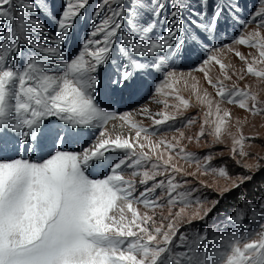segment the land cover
<instances>
[{"label": "snow or ice", "instance_id": "6c2138e0", "mask_svg": "<svg viewBox=\"0 0 264 264\" xmlns=\"http://www.w3.org/2000/svg\"><path fill=\"white\" fill-rule=\"evenodd\" d=\"M13 2L0 0V19L13 25L0 39V153L9 144L18 149L16 156L0 155V264H264V222L259 223V231L241 234L236 230L215 237L217 243L211 250L206 243L200 250L201 243L207 240L206 229L192 241H187L179 230L183 222L206 217L226 193L251 181L253 175L237 174L233 178L226 166L212 167L214 154L198 156L187 152L180 141L191 142L193 137H185L179 129H176L179 136L172 137L171 141L150 139L158 134L157 126L182 115L180 106L189 107V101L178 95L175 85L183 77V73L176 71V62L191 51L210 53L195 70L202 72L207 83L217 89L220 102L237 104L253 115L264 113V102L258 101L256 94L236 85L229 88L223 83L231 79L229 65L215 53L221 48L234 49L229 45L209 48L216 39L217 21L225 11L234 14L238 5L217 4L209 17L208 0H200L203 10L194 14L207 18V22L201 19L187 24L183 12L189 5L185 0L147 3L131 0L127 7L124 0H100L93 13L92 30L80 50L65 58L62 46L75 18L81 15L89 0H65L61 13L54 18V35L49 34L39 18L40 13L48 10L47 0L38 3L16 0L18 20ZM146 13L151 19L145 18ZM125 22L128 31L122 29ZM250 22H255L258 28L264 27V0L243 27ZM37 33L44 43L37 38ZM118 34V55L123 63L105 84L108 94L131 96L141 87L137 78L151 75L155 94L164 97L175 94L179 101L178 105H169L167 99L155 100L153 96L156 103L164 105L163 111L153 115L146 107L138 109L139 114L152 120V128L136 122L131 111L117 113L97 102L99 72L109 63H116L113 46ZM22 41L35 51L21 53ZM233 43L258 51V58L253 56L251 62L239 51L235 55L246 62L248 74L264 79V68L255 66L264 64V36L259 31L247 36L241 33ZM211 63L219 66L223 80L212 79L206 68ZM197 100L206 104L208 111L196 141L207 134L213 144L222 142L231 113L222 110L220 102H216L215 118L209 120L213 116V101L207 92L203 97L197 94ZM169 107L176 111L170 113ZM117 118L122 126L134 130V138L121 134L113 138L108 134L105 126ZM194 122V118H188L183 126ZM205 126H208L207 132ZM89 134L93 142L81 146L80 150L65 147ZM246 139L249 138L243 135L238 139L233 137V158L248 155L244 151ZM25 150L29 154L36 152L37 159L25 157ZM109 152H120L122 156L110 159L106 155ZM177 158L194 163L196 171L185 173ZM260 159L264 158L258 157L255 163L241 166L250 173L253 169L259 171ZM97 169L103 170L101 178L89 174L90 170ZM128 170L132 177H141L139 188L134 179L125 178L124 172ZM208 173L229 181L227 186L213 188L220 197L215 200L201 199L195 195L197 189L186 187L187 180L177 179L180 174ZM199 182L204 187H213L203 180ZM246 203L252 207L255 218L256 204ZM137 205H143L146 211L141 213ZM193 205L195 208L189 216L186 210ZM165 206L168 214H161V221L157 223L155 210ZM177 206L178 210L173 212ZM259 210L264 211V199L259 202ZM241 218L239 208L236 215L229 217L237 223ZM174 240L177 241L175 248L182 251L173 250Z\"/></svg>", "mask_w": 264, "mask_h": 264}, {"label": "rangeland", "instance_id": "374dc122", "mask_svg": "<svg viewBox=\"0 0 264 264\" xmlns=\"http://www.w3.org/2000/svg\"><path fill=\"white\" fill-rule=\"evenodd\" d=\"M33 2L38 3L39 0H33ZM130 2L131 0H124L125 7H127ZM145 2H150V0H145ZM185 2L189 5V7L183 12V18L187 24H190L193 20L199 21L201 19H203L204 22H207V18H201L194 14L203 10L201 8L200 0H185ZM229 2L237 4L238 8L234 14L225 11L222 17L217 21L216 39L211 42L209 48H211L213 45H215L217 48H220L221 45H229L232 49H234V51H228L227 48H221L219 52L215 53L225 64L229 65L228 75L231 77V79L223 80V75L219 69V66L215 65L214 63L207 65L206 68L210 70V75L214 81L219 77L223 80V83L227 87L231 88L232 85H236L240 89H246L247 91L256 94L258 101L264 102V79L248 74L246 62L241 61L239 57L235 55V51H239L246 56L248 62H251L253 56L258 58V51L249 46L233 43V41L241 33L247 36L250 33L259 31L260 34L264 36V27L258 28L255 22L248 23L246 28L243 27L250 14L254 13L260 8L261 0H208L207 11L209 17L211 16L213 7L215 5H226ZM99 3L100 0H89L88 5L82 10L81 15L75 18L73 26L68 33V37L62 46V51L65 58L72 57L80 50L82 42L87 38V34L92 30L93 13L95 12ZM47 4L48 10L44 13H40L39 18L47 26L49 34L54 35L56 27L54 18L58 17L61 13L65 4V0H47ZM13 8L16 10L18 20L19 9L16 0L13 2ZM145 18L151 19L150 15L147 13L145 14ZM237 20L239 22H237ZM96 22H99V17L96 18ZM12 27L13 25L10 21L6 19H0V39H2L4 33ZM192 27L195 26L192 25ZM122 29L124 31H128L126 22L122 25ZM36 35L37 38L40 39V42L44 43L42 36H40L39 33ZM116 40L117 43L113 46V60H115L116 63H109L108 65L102 67L99 72L101 80L98 86L99 95L97 97V102L106 109L110 111H116L117 113L131 111L133 119H136L135 121L138 123L141 122L140 124L144 125V127L152 128V120L150 118L148 119L147 116L145 117L144 115L139 114L137 110L146 107L148 108L149 112L151 111V114L155 115V113L164 110V105L162 103H156V99H167L169 105H178L179 101L176 98H172V96L164 97L163 95L155 94L151 75L137 78L141 84V87L131 96L127 93L109 95L105 89V84L107 83L109 77L116 74L117 68L121 63H123V59L118 55V47L120 42L119 34L117 35ZM33 51L35 50L30 49L23 41L20 43L21 53L26 55ZM207 54L210 53H205L202 50L191 51L190 54L186 55L184 59L176 62V71L177 73H183V77L180 79V83L175 85V88L178 87L180 93L185 95L186 99L191 103L192 100L197 98V95H193L192 92H190L189 87L182 84V80L187 83L190 81L192 76H196V83L193 84L196 86V94H199L201 97H203L204 93L207 92L208 98L213 101V116L208 117L209 120H212L215 118V105L216 102H220V97L216 95L217 89L206 83L207 81L204 78V74L195 70ZM19 63L21 66L23 65V58L20 59ZM255 66L258 68H264V64H257ZM190 72L192 73L190 74ZM186 76L188 77L186 78ZM240 76H243V79H240ZM198 81H201L199 85ZM193 85L191 89H193ZM165 91L171 90L165 89ZM184 91L190 95L187 97ZM154 95L155 100L150 98ZM199 103L200 102L198 101V104L192 105V107L189 106L186 109L183 108V106H180L179 111L182 113V115H178L175 121H169L164 125L157 126V128L159 127L157 134L158 136L153 135L150 137V139H152L154 142L162 138L171 141L172 137L179 136V133L176 131V129H179L180 131L184 132L185 137H193L191 142H189L187 139L180 141L181 146L184 147L187 152L195 153L198 156H203L208 153L214 154V159L211 161L212 167L215 168L226 166L229 175L233 178H235L237 174L253 175V179L251 181L246 182L238 189H234L231 192L226 193L221 199L220 204H218L206 217L203 219H192L191 223L183 222L179 225V230L186 236L187 241H192L196 235L203 234L204 230L206 229L207 240L201 243L200 250H203L205 243L207 244L209 250H211L213 245L217 243L215 237H223L224 235L232 233L236 230H239L241 234L245 231H259V223L264 222V211L259 210V202L264 199V159H260L259 161L261 164V169L259 171L253 169V171L250 173L245 171V169L241 166L244 163H255L256 158L258 157L264 158V113L253 115L251 112L239 108L237 104H229L226 100L220 102L221 109H226L231 113V117L228 119L226 124V131L221 137L222 142L213 144L212 138L207 134L200 138L199 142H197L195 137L200 131L204 115L208 111L206 104ZM249 103H251V101ZM167 110L170 113L176 111V109L172 107H169ZM140 115H142V117ZM188 118H194L195 122L190 126L184 127V121ZM54 119L55 118H53V120ZM105 127L108 134L113 138L117 134H121L125 138L135 135L134 130H130L127 125L122 126V122L118 118L115 120H109ZM205 127L207 132L208 126ZM90 132L91 130H89V133ZM229 133H231V135H229ZM241 135L249 138L244 141V151L247 152L248 155L246 157L236 155L235 158H233V137L238 139ZM93 139L94 138L89 134L80 142H69L67 145H65V147L70 150L78 151L80 150L81 146H87V144L92 143ZM140 142L143 143L144 141L141 140ZM17 154L18 149L14 144H9L6 151L0 153V155L7 156H16ZM106 155L111 159L122 156V153L109 152L106 153ZM24 156H30L32 160H36L38 154L36 152L29 154L25 150ZM237 161L240 163L238 164ZM176 162L183 167L185 173L196 171V165L194 163L189 164L179 158H177ZM130 173L131 170L124 172L125 178L134 179L139 188V181L141 177H132ZM89 174L93 178H101L104 173L103 170L97 169L90 170ZM157 179H162V177H157ZM177 179L180 181L187 180L188 184L186 187L197 189L198 191L195 193V195L199 196L201 199L207 198L208 200L220 198L218 197L217 192L213 190L215 186H227L229 184L227 179L218 177L211 173H208L207 175L198 174L196 176L180 174L177 176ZM201 180L213 185V187L202 186L199 182ZM151 183L152 182L150 181L149 184ZM140 190H142V188H140ZM159 194L161 193L158 189L157 195ZM246 201H251L252 203L256 204L258 215L255 218H253L252 215V207L247 204ZM204 206L208 207L209 205ZM137 207L141 213L146 211L143 205H137ZM178 207L179 206L173 208V212L177 211ZM194 208L195 205H193L192 208L186 210L189 216L191 215ZM237 208H239L242 212V218L238 223L229 219V217L236 215ZM155 213V219L157 223H160L161 214H163V216H167L168 207L165 206L162 209L157 208ZM149 214H152V212L149 211ZM164 223H167V221L165 220ZM176 242L177 241L174 240L173 250L182 251L183 249L175 248L174 245Z\"/></svg>", "mask_w": 264, "mask_h": 264}, {"label": "bare ground", "instance_id": "6f19581e", "mask_svg": "<svg viewBox=\"0 0 264 264\" xmlns=\"http://www.w3.org/2000/svg\"><path fill=\"white\" fill-rule=\"evenodd\" d=\"M192 72H190V74H191ZM187 74H189V73H187ZM190 76V75H189ZM185 77V76H184ZM188 76H186V78H187ZM196 76H192V78L190 79V81L189 82H184V80H182V84H184L185 86H188L189 87V90H190V92H192V94L193 95H197L196 94V90L194 91L193 89H191V87H192V85L193 84H195L196 83ZM203 78V77H202ZM181 81V80H180ZM202 81V80H201ZM201 81H198V85L201 83ZM207 83V82H206ZM211 87V86H210ZM204 88V87H203ZM177 89V92H178V95L179 96H182L184 99H186V96L185 95H182L181 93H180V91H179V88L177 87L176 88ZM187 90V89H186ZM199 91H200V88H199ZM185 92V91H184ZM186 93V95H187V97L190 95L189 93H187V92H185ZM204 93V92H203ZM155 96V95H154ZM197 97V96H196ZM150 98H152V97H150ZM172 98H175V94L174 95H172ZM157 100V99H156ZM196 104H198V100H197V98H195L194 100H192L191 101V103L189 102V106L190 107H192V105H196ZM200 104V103H199ZM194 108V107H193ZM203 108V107H202ZM151 110H152V108H151ZM151 112V111H150ZM194 112V111H193ZM141 117H142V115H140ZM145 116V115H144ZM146 117V116H145ZM149 119V118H148ZM136 120V119H135ZM143 121V120H142ZM137 122V121H136ZM141 123V122H140ZM147 125V124H146ZM112 126V125H111ZM142 126H144V125H142ZM158 129H159V127H158ZM158 136V135H157ZM133 138L135 137V135L134 136H132ZM153 138V137H152ZM155 139V138H154Z\"/></svg>", "mask_w": 264, "mask_h": 264}]
</instances>
